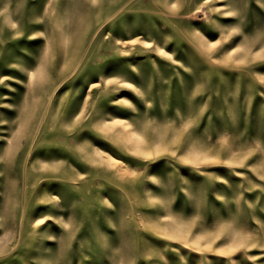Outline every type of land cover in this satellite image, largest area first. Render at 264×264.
<instances>
[{"label":"rangeland","instance_id":"374dc122","mask_svg":"<svg viewBox=\"0 0 264 264\" xmlns=\"http://www.w3.org/2000/svg\"><path fill=\"white\" fill-rule=\"evenodd\" d=\"M0 264H264V0H0Z\"/></svg>","mask_w":264,"mask_h":264},{"label":"bare ground","instance_id":"6f19581e","mask_svg":"<svg viewBox=\"0 0 264 264\" xmlns=\"http://www.w3.org/2000/svg\"><path fill=\"white\" fill-rule=\"evenodd\" d=\"M173 2H175V1H173ZM192 10V9H191ZM155 21H157V20H155ZM161 29V28H160ZM162 30V29H161ZM205 30V29H204ZM209 30V29H208ZM210 31V30H209ZM204 32H207V31H204ZM154 35V34H153ZM213 35V34H212ZM157 36V35H156ZM160 37V36H159ZM162 37V36H161ZM211 37V36H210ZM151 38V37H150ZM155 38V37H154ZM160 42V41H159ZM159 46V45H158ZM156 48V47H155ZM210 49V48H209ZM210 53V52H209ZM208 53V54H209ZM175 57V56H174ZM177 68V67H176ZM126 76V75H125ZM128 76V75H127ZM120 77H121V75H120ZM128 78H129V76H128ZM130 79H131V77H130ZM133 80V79H132ZM76 112V111H75ZM144 113V112H143ZM84 117H85V115H84ZM58 156V155H57ZM56 156V157H57ZM60 156V155H59ZM49 158V157H48ZM60 159V158H59ZM64 159V158H63ZM72 161V160H71ZM73 162V161H72Z\"/></svg>","mask_w":264,"mask_h":264}]
</instances>
